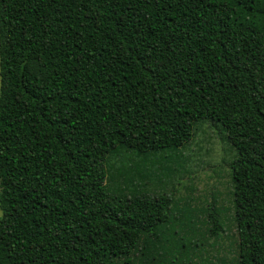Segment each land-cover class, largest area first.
I'll return each instance as SVG.
<instances>
[{
  "label": "trees",
  "instance_id": "16d2710c",
  "mask_svg": "<svg viewBox=\"0 0 264 264\" xmlns=\"http://www.w3.org/2000/svg\"><path fill=\"white\" fill-rule=\"evenodd\" d=\"M204 119L235 151L239 264H264V0H0V264H114L171 197L111 194L107 157Z\"/></svg>",
  "mask_w": 264,
  "mask_h": 264
},
{
  "label": "rangeland",
  "instance_id": "374dc122",
  "mask_svg": "<svg viewBox=\"0 0 264 264\" xmlns=\"http://www.w3.org/2000/svg\"><path fill=\"white\" fill-rule=\"evenodd\" d=\"M234 148L218 122L204 119L178 147L138 153L112 151L103 168L105 188L127 197H171L166 220L139 235L114 264H239L229 162ZM0 208V216H1ZM216 220L214 228L213 218Z\"/></svg>",
  "mask_w": 264,
  "mask_h": 264
}]
</instances>
